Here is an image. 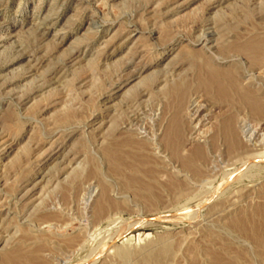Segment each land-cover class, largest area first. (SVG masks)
Returning a JSON list of instances; mask_svg holds the SVG:
<instances>
[{
  "label": "rangeland",
  "instance_id": "374dc122",
  "mask_svg": "<svg viewBox=\"0 0 264 264\" xmlns=\"http://www.w3.org/2000/svg\"><path fill=\"white\" fill-rule=\"evenodd\" d=\"M252 42L264 0H0V264H264V109L197 69L264 89Z\"/></svg>",
  "mask_w": 264,
  "mask_h": 264
},
{
  "label": "bare ground",
  "instance_id": "6f19581e",
  "mask_svg": "<svg viewBox=\"0 0 264 264\" xmlns=\"http://www.w3.org/2000/svg\"><path fill=\"white\" fill-rule=\"evenodd\" d=\"M203 40L206 42L211 41L210 35H208L207 33V35L203 37ZM237 51L248 58V60L246 58L245 59L246 61L250 62L251 66L253 65V67L259 69V66L264 65L261 62V58H264V44H257L252 42L244 46L238 45ZM246 63L247 62H245V64ZM197 69L199 73L200 87H202L209 96L213 97L214 99L221 100V102L219 101L220 103L229 104L231 106L237 105L242 107L254 108L257 109V112L264 109V98L260 97L264 93V89L261 87L255 88L254 84L251 82H243L241 81V79L239 80V77L242 73L237 67H231V69L228 70L222 69L220 67L211 66L210 61L207 60L204 63H198ZM255 84H259V82H256ZM188 90V87H182L178 88L176 92L180 96V99H184ZM245 124L246 123H244L243 125H239L241 126L240 132L244 136V140L246 141V143L241 141L238 137L236 127L234 126L233 117H229L222 123L221 133L228 140V145H230L232 148H241L248 147V145H256V143L251 144L252 136L250 135V127L248 126V124ZM170 131L172 132V136L174 138H178L177 134H181V125L174 123ZM196 152L203 155V149L201 147H199ZM254 154L253 156L247 157L244 160L240 161L235 170L240 172L256 164L260 165V160H264V154ZM233 176H236V174Z\"/></svg>",
  "mask_w": 264,
  "mask_h": 264
}]
</instances>
